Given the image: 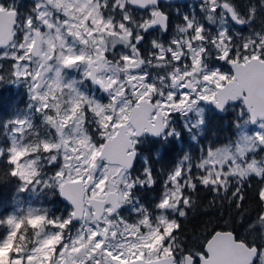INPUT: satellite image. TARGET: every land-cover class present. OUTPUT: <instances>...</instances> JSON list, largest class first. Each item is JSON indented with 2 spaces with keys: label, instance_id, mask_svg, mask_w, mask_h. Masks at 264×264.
I'll return each instance as SVG.
<instances>
[{
  "label": "snow or ice",
  "instance_id": "6c2138e0",
  "mask_svg": "<svg viewBox=\"0 0 264 264\" xmlns=\"http://www.w3.org/2000/svg\"><path fill=\"white\" fill-rule=\"evenodd\" d=\"M171 7L0 0V84L28 98L0 120V264H264V0ZM237 108L234 138L155 170L177 117L201 144ZM202 190L231 211L188 238Z\"/></svg>",
  "mask_w": 264,
  "mask_h": 264
},
{
  "label": "trees",
  "instance_id": "16d2710c",
  "mask_svg": "<svg viewBox=\"0 0 264 264\" xmlns=\"http://www.w3.org/2000/svg\"><path fill=\"white\" fill-rule=\"evenodd\" d=\"M16 2L19 4L22 12L29 10L31 7L30 3L23 0H16ZM190 5L191 3L172 6L169 11L175 18L174 10L179 9L181 12L189 11ZM19 93L20 91L14 92L10 88L0 87V120H6L26 107L28 101L27 96L22 95L19 97ZM238 110L239 109L237 108L234 112L229 111L221 117L215 114L212 110L209 111L207 113L208 127L203 136L200 137L201 144L194 143L190 139V134L186 130H183V125H179L178 130H181L182 132L181 140H173L169 145L164 146V148H160V146L157 145V148L161 152H164L166 149L167 153L163 161L154 163L155 170L159 172L162 166L167 167L174 164L179 158H181L184 152L194 153L200 146H207L213 142L223 144L234 138V122ZM220 125H227L222 132L219 131L221 128ZM144 154L147 155V151ZM153 160L155 161V156H153ZM16 195L17 193L14 185L0 183V214L13 211L15 204L14 198ZM155 196L156 192L141 193V198L146 201L153 199ZM211 199L212 196L210 193L203 190L199 193V206L190 214V220L185 225L186 237L191 238L194 234L199 235L202 226L209 220L219 218L221 213L224 214L223 218H227V214L231 211L229 206L225 203L223 207L217 205L214 208H210L208 205ZM55 207L56 206H54V208ZM60 207L62 208L63 205L60 204Z\"/></svg>",
  "mask_w": 264,
  "mask_h": 264
},
{
  "label": "rangeland",
  "instance_id": "374dc122",
  "mask_svg": "<svg viewBox=\"0 0 264 264\" xmlns=\"http://www.w3.org/2000/svg\"><path fill=\"white\" fill-rule=\"evenodd\" d=\"M174 16H176V10H174ZM0 87L1 88H3V87H6V88H10V89H12V91H14V92H18V91H20V93H19V97H21L22 95H26L27 96V93H26V91L23 89V88H18V87H16L15 85H6V84H0ZM28 99V98H27ZM27 103H28V101H27ZM235 111V109L234 110H230V112H234ZM178 119H180L179 117H177L176 118V121L178 120ZM180 122V124L179 125H182L183 123H182V121H179ZM23 198L27 201V200H30V199H32L30 196H28V195H23ZM38 203V202H37ZM47 204H48V206H50V207H53L54 208V206H56L55 204H53V202H52V200H49L48 202H47Z\"/></svg>",
  "mask_w": 264,
  "mask_h": 264
},
{
  "label": "water",
  "instance_id": "95a60500",
  "mask_svg": "<svg viewBox=\"0 0 264 264\" xmlns=\"http://www.w3.org/2000/svg\"><path fill=\"white\" fill-rule=\"evenodd\" d=\"M30 3H32V0H26ZM189 2H193V0H172V5H178V4H187ZM219 116H222L223 114L217 113Z\"/></svg>",
  "mask_w": 264,
  "mask_h": 264
},
{
  "label": "flooded vegetation",
  "instance_id": "af4514ba",
  "mask_svg": "<svg viewBox=\"0 0 264 264\" xmlns=\"http://www.w3.org/2000/svg\"><path fill=\"white\" fill-rule=\"evenodd\" d=\"M177 121H182V120H181V119H178ZM226 126H227V125H225V126H221V125H220L221 128H220L219 131H221V132L224 131V129H225ZM183 141H184V140H183Z\"/></svg>",
  "mask_w": 264,
  "mask_h": 264
}]
</instances>
